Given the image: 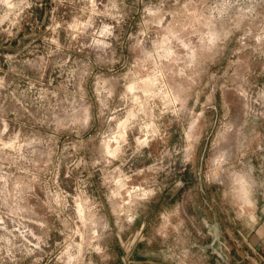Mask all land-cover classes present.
<instances>
[{
  "label": "clouds",
  "instance_id": "clouds-1",
  "mask_svg": "<svg viewBox=\"0 0 264 264\" xmlns=\"http://www.w3.org/2000/svg\"><path fill=\"white\" fill-rule=\"evenodd\" d=\"M0 3L7 4L8 0H0ZM87 3L95 13V0H87ZM162 9L163 3L157 11L146 8L148 15L156 17L146 23L162 28V39L167 51L159 44H154L156 50L146 53L141 47L145 41L138 39L132 47L140 49V54L130 56L132 63L126 72L118 78H109L114 87L102 90L97 79L92 92L99 102L101 116L105 115V110L107 112V124L111 126L115 122L114 130L110 127L108 132L98 134L99 145L92 144V150L98 152V157L91 160L85 158L88 144L77 139L73 145L74 151L69 154L74 159L68 164L69 172L63 180L58 174L59 164L52 159L55 137L63 133H76L79 136L82 132L92 130L93 102L84 88L85 78L91 73H79L78 68L69 65L71 57H68L56 66L61 69V76L67 73L64 88L66 90L69 84L72 85L76 89L74 94L61 98L59 90L49 92L43 86L37 87L39 80H29L23 91L13 89L8 92L6 102L3 94L11 85L0 76V230L5 234L0 236V261L11 260L15 264L19 260L24 264L25 258L33 256L37 250L43 253L42 244L48 245L51 253H54L49 255L50 264L51 261L56 264H93V253L102 260L109 247L115 250L118 246L115 225L131 227L137 220L138 211L145 219L154 211V204L142 205L141 202L148 201L156 193L148 185L141 186L139 179L151 169L137 167L138 161L129 164L128 174L122 168L132 157L140 154L141 149H150L153 154L160 151L159 142L150 148V137L152 140L157 137L165 140L159 128L162 119L169 113L179 119L181 112L185 111V92L198 83L199 59L221 53L225 59L231 58L232 64L239 66V75L233 73L236 76L233 84L244 97H248L245 86L249 78L256 80L264 74V0H218L206 16L187 13L188 17L193 18L190 23L170 22L167 26H164L167 13H163ZM112 19L120 23L117 16H112ZM91 26L90 17L72 35V39H77ZM60 27L55 24L53 33ZM68 27L74 28L75 25ZM99 35L112 37L113 27L105 24ZM191 37H196L195 43ZM116 39L119 40V37ZM51 44L56 45L55 52L62 51L58 37L52 39ZM93 45L95 40L80 47L91 48ZM104 47L111 49L112 44H105ZM173 48L176 51H172ZM47 55L52 56L53 51L50 50ZM13 59V56H7V60ZM161 61H168L171 67L161 70ZM149 62L154 65V74H149V68L145 67ZM23 64L38 67L42 74L48 60L45 56H39L36 60L25 59ZM141 69L144 78L139 75ZM171 77L188 81L187 88L174 90V86L168 82ZM102 92L106 95H102ZM117 100L123 103H117ZM109 101H113V107H109ZM34 105L35 113L29 111ZM204 115V112H200L191 117L189 131L192 124ZM184 135L186 138L189 136L188 132ZM81 148L85 149L84 155H80ZM130 148L133 151L126 161L124 157ZM61 159H66L64 152L57 157V160ZM190 159L186 156L183 163L187 165ZM218 159L222 161L218 171L215 170L217 157L211 161L206 158L200 163L206 183L219 191L222 202L235 203L242 211L251 209L254 213L257 207L264 211V183L256 184L253 179L254 175L264 177V173L254 171L253 167H248L247 171L233 170L230 186L217 189V184L223 185L220 176L225 171L224 165L228 164L223 154ZM97 165H102L106 170L101 180V187L105 191L100 196H90L84 190L87 185L83 170ZM133 167H137V170L133 171ZM255 167L259 168V162L255 163ZM109 168L110 171H107ZM75 171H79L78 177L73 175ZM77 180L79 183L73 194L68 189L73 188ZM41 184L46 186L43 195L36 191ZM33 199L35 204L29 202ZM6 221L11 223V229ZM25 221L42 230L43 237L36 235ZM246 222L254 223L255 216H246ZM49 233L55 237L50 244L47 238ZM27 237H32V240ZM17 239L23 243H16ZM33 240L36 242L33 243ZM42 258L37 257L38 260Z\"/></svg>",
  "mask_w": 264,
  "mask_h": 264
},
{
  "label": "rangeland",
  "instance_id": "rangeland-1",
  "mask_svg": "<svg viewBox=\"0 0 264 264\" xmlns=\"http://www.w3.org/2000/svg\"><path fill=\"white\" fill-rule=\"evenodd\" d=\"M217 2L218 0H95V13L108 12L109 15L95 14L87 0H8L7 4L0 3V76L11 85L3 94L5 102L8 100V92L13 89L23 91L29 80H39L37 87L43 86L49 92L59 90L61 98L67 94H74L76 89L72 85L69 84L66 90L64 88L67 84V73L61 76V69L56 66L68 57H71L69 65L78 68L79 73L86 71L91 73L85 78L84 88L92 97L94 126L91 131L82 132L79 136L76 133H63L55 137L52 159L54 163L59 164L60 180L69 172L68 164L74 159L69 154L74 151L73 145L77 139H82L88 144L89 150L85 158L91 160L98 157V152L92 150L93 143L99 145L98 134L108 132L110 127L114 130L115 122L111 126L107 124L105 119L107 112L105 110V115L101 116L99 102L95 100L92 92L97 79L102 90L114 87L112 79L118 78L131 66L130 56L140 54V49L132 47L138 39L145 41L141 47L146 53L156 50L154 44H159L167 51L162 39L164 35L162 28L158 29L155 24L146 23L156 17L148 15L145 9L157 11L163 3L162 11L167 13L164 16V26H167L170 22L190 23L193 18L188 17L187 13L206 16L208 10ZM112 16L120 18V23L117 24ZM90 17L92 26L87 27L77 39H72V35H75ZM55 24L61 27L53 33ZM105 24L113 27L112 37L99 35ZM69 25L75 27L69 28ZM93 33L95 35H92ZM140 33L146 35L141 36ZM57 37L62 46L61 52H55L56 45L51 44V40ZM191 38L195 43L196 37ZM93 40H95L93 47L81 49L82 44H91ZM105 44H112V48H105ZM50 50L53 51L52 56L47 55ZM172 51L176 49L173 48ZM7 56H13L14 59L9 61ZM39 56H45L48 60L42 74L38 67L23 64V60H36ZM161 65V70L171 67L168 61H161ZM145 67L149 68V74H154L152 73L154 65L151 62ZM238 69L239 66L233 65L231 58L225 59L222 53L200 58L197 69L199 75L196 77L198 83L185 92L187 96L185 111L181 112L179 119L172 117L170 113L162 119L159 128L165 140H160V137L152 140L150 137V148L159 142L160 151L153 154L150 149H141V153L132 157L130 161L128 158L131 157L134 144L133 148L127 151L124 159L128 163L123 166L122 171L128 174L129 164L135 161L139 162L137 167L151 169L145 171L139 179L142 182L141 186L148 185L156 193L148 201L141 202L142 205L154 204V211L147 219L138 211L137 220L131 227L115 225L118 246L115 250L109 247L107 255L102 260L93 253V264H119L118 257L123 251L133 247L143 221L151 218L153 220L149 232L153 234L164 228V222L172 233L177 225H183L189 230L193 228L194 232L200 235L206 232L214 235L230 234L232 238L237 234L245 235L248 244L246 258L242 264H264V211L259 207L254 213L251 209L242 211L235 203L222 202L219 191L213 190L206 183L200 163L206 158L211 161L217 157L215 170L218 171L222 163L218 156L223 154L228 160V164L224 165L225 171L220 176L223 185L217 184V189L230 186L233 170L247 171L248 167H253L254 171L264 173V95H261L264 92V83L258 82L264 81V74L256 80L249 78V83L245 86L248 97H244L233 84L236 80L233 73L239 75ZM139 75L144 78L142 69ZM105 80H108V83H105ZM168 82L170 86H174V90H183L188 86V81L181 77H171ZM102 95L106 93L102 92ZM116 102L123 103L118 100ZM40 103L46 104L45 101ZM109 107H113V101H109ZM29 111L35 113L36 106L29 108ZM200 112H204L205 115L196 120L189 131L188 122L192 116ZM185 132H188V138L185 137ZM65 149L67 151H64ZM185 149L188 151L185 152ZM61 152H64L66 159L57 160ZM84 152L85 149L81 148L80 155H84ZM186 156L191 157L187 165L183 163ZM256 162H259L258 169L255 167ZM137 167H133L132 170L136 171ZM105 171L102 165L83 170V179L87 185L84 190L90 196L93 194L100 196L105 191L101 187ZM107 171H110V168ZM79 174V171L73 172L74 176L78 177ZM253 179L256 184L264 183V177L254 175ZM77 183L78 180L74 182L73 188L68 189L73 194ZM45 190L46 186L43 184L36 188L41 195ZM29 202L35 204L34 199ZM251 215L255 216V222H246V216ZM6 223L11 229V223L8 221ZM25 223L36 235L43 237L42 230L36 225L28 224L27 221ZM2 235L5 234L0 230V236ZM47 238L50 244L55 237L49 233ZM27 239L32 240V237ZM231 242L235 243L233 240ZM16 243L23 241L17 239ZM41 247L43 253L37 250L33 256L25 258L24 264H50L49 255L54 253H51L46 244H42ZM17 255L19 257L20 254ZM40 256L43 258L38 260L37 257ZM0 264L14 262L3 260ZM15 264L21 262L18 260ZM51 264L56 262L51 261Z\"/></svg>",
  "mask_w": 264,
  "mask_h": 264
},
{
  "label": "crops",
  "instance_id": "crops-1",
  "mask_svg": "<svg viewBox=\"0 0 264 264\" xmlns=\"http://www.w3.org/2000/svg\"><path fill=\"white\" fill-rule=\"evenodd\" d=\"M152 220L143 221L133 247L118 257L119 264H242L245 261L248 244L245 235L237 234L235 238L210 232L200 235L183 225H177L172 233L164 222V228L153 234L149 232Z\"/></svg>",
  "mask_w": 264,
  "mask_h": 264
}]
</instances>
